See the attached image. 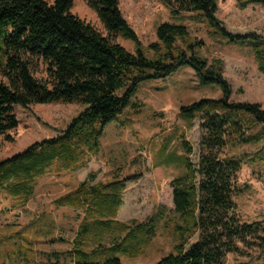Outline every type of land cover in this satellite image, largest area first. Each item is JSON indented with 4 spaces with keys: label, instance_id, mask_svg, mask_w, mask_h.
<instances>
[{
    "label": "trees",
    "instance_id": "1",
    "mask_svg": "<svg viewBox=\"0 0 264 264\" xmlns=\"http://www.w3.org/2000/svg\"><path fill=\"white\" fill-rule=\"evenodd\" d=\"M160 1L174 14L199 13L210 27L232 41L262 40L254 33L226 32L217 16L218 0ZM88 2L106 35L72 11L74 0H0V69L6 78H0V134L18 126L15 105L64 102L85 106L58 135L1 160L0 187L8 182V189L24 193L23 203H27L38 179L51 169L61 173L87 167L99 153L106 126L128 106L142 81L165 78L189 66L201 83L217 84L223 94L180 108V116L189 124L200 120L198 164H193L194 149L184 137V153H164V163H175L185 172L171 181L178 213L171 221L176 237L173 250L153 264H225L228 254L264 251V219H243L237 209L235 197L243 191L238 182L243 159L225 151L233 141L257 144L264 140V104L232 100L233 87L224 74V61L209 62L199 52L203 41L189 38L184 23H159L157 40L146 46L123 15L120 0ZM247 2L264 4V0ZM117 35L133 41L134 51L115 41ZM255 50L259 70L264 73V51L257 46ZM36 60L47 66V80L35 77L32 65ZM95 178L90 173L57 199L60 206L86 207L88 211L75 238L76 263L122 264L119 253L143 255L155 234L154 217L131 223L116 219L125 181L131 177L93 183ZM88 231L110 236L114 242L110 247L99 243L102 249L93 253L85 248ZM196 234L197 240L191 243Z\"/></svg>",
    "mask_w": 264,
    "mask_h": 264
},
{
    "label": "rangeland",
    "instance_id": "2",
    "mask_svg": "<svg viewBox=\"0 0 264 264\" xmlns=\"http://www.w3.org/2000/svg\"><path fill=\"white\" fill-rule=\"evenodd\" d=\"M247 1L218 0L217 16L226 32L254 33L262 40L232 41L219 29L210 27L199 13L174 14L160 0H120V7L146 46L157 40L159 23H184L189 38L203 41L199 52L209 62L224 61V74L233 87L232 100L264 104V73L255 58L256 46L264 51V4ZM72 11L107 34L88 0H74ZM114 40L130 51L135 49L133 41L121 35ZM148 53L152 55L153 51ZM46 68L39 60L32 65L35 77L42 80L48 79ZM0 78L6 80L1 69ZM222 94L217 84L201 83L189 66H182L165 78L142 81L128 106L106 126L99 153L91 157L87 167L61 173L51 169L38 179L27 203H23L24 193H13L5 182L0 187V264H77L73 247L88 211L86 207L60 206L57 199L76 188L90 173L96 174L93 183L131 177L125 181L116 219L131 223L134 219L148 221L154 217L156 221L155 234L146 252L138 257L119 253L122 264H153L171 252L176 240L171 221L178 217L171 181L185 170L175 163H164V153H184L181 144L184 137L193 146V164H198L200 120L189 124L180 116V108L202 98L219 99ZM84 107L64 102L15 105L18 126L0 134V161L36 141L58 135ZM225 151L243 159L238 173L243 191L235 197L239 214L246 220L264 219V140L257 144L233 141ZM197 238L196 234L191 243ZM113 242L112 237L104 234L88 231L85 235V248L89 251L102 249L99 243L110 247ZM94 258L98 260L97 256ZM225 264H264V251L231 253Z\"/></svg>",
    "mask_w": 264,
    "mask_h": 264
}]
</instances>
